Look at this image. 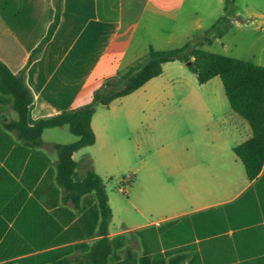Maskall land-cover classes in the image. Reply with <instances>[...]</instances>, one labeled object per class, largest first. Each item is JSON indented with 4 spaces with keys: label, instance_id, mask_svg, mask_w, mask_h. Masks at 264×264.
<instances>
[{
    "label": "crops",
    "instance_id": "0c3cea01",
    "mask_svg": "<svg viewBox=\"0 0 264 264\" xmlns=\"http://www.w3.org/2000/svg\"><path fill=\"white\" fill-rule=\"evenodd\" d=\"M183 1L62 0L51 41L24 74L33 96L27 125L32 127L89 103L102 82L118 73L145 17L174 22ZM223 8L221 17L226 19L228 31L201 49L216 43L223 56L264 67V0L234 3L229 13ZM53 15L52 0H0V62L11 73L17 75L24 68ZM195 28L199 34L205 31L198 23ZM172 34L165 38L167 45ZM229 34L232 42L225 40ZM189 36V31L183 33L181 46ZM149 47L146 40L145 47L129 59L130 64L141 59ZM168 64L162 66L160 76ZM156 79L138 89L148 92L146 104L150 107L155 102L150 92L157 86ZM216 79L202 85L212 83L218 89L221 82ZM122 99L104 108L111 109ZM211 105L220 111L224 101L208 98L200 107L209 112ZM133 112L131 109L125 121ZM16 119L12 99L0 93V264H87L85 255L101 238L95 200L88 195L77 209L63 201L64 193L55 182L57 156L52 148L74 143L77 138L66 126L45 129L40 147H24L14 132L4 128ZM121 119L115 111L101 118L95 113L91 119L95 143L89 148L101 143L111 149L107 134L118 129ZM235 124L236 131H243L236 143L226 150L220 148L209 162L199 166L202 175L208 177L206 182L198 190L190 181L184 184V207L175 205L155 221L132 229L111 231L108 226L106 237H120L122 241L113 255L122 261L128 250L136 264H264V161L257 177L248 180L233 149L248 140L251 131L242 119ZM214 129L224 136L223 130ZM83 149L72 155L80 173L88 159L92 160L87 156L75 158Z\"/></svg>",
    "mask_w": 264,
    "mask_h": 264
},
{
    "label": "rangeland",
    "instance_id": "374dc122",
    "mask_svg": "<svg viewBox=\"0 0 264 264\" xmlns=\"http://www.w3.org/2000/svg\"><path fill=\"white\" fill-rule=\"evenodd\" d=\"M235 3L245 4L249 0ZM222 7L224 0H184L174 22L162 17H145L118 73L131 65L129 59L145 47L146 40L156 50L179 48L185 31H189L190 39L199 35L195 30L197 23L203 31L208 29L221 17ZM169 32L173 34L167 45L165 38ZM225 40L233 41L230 34ZM204 50L222 54L216 43ZM157 78V86L150 92L155 99L152 107L146 104L148 92L140 90L116 101L111 109L97 107V117L109 116L115 111L122 118L118 129L107 134L106 140L112 148L106 149L98 143L75 157L77 160L91 158L89 163L104 182L111 210V231H124L155 221L175 205L184 207V184L190 181L198 190L208 178L202 175L199 166L209 162L220 148L226 150L233 146L237 135L243 132L235 129L236 120L241 119L230 111L221 85L218 89L212 83L199 85L195 75L180 62L169 63L164 75ZM208 98H222V110H214L211 105L209 112H205L200 105ZM131 109L134 110L132 118L125 121ZM221 111L223 115L219 116ZM216 127L224 131L223 137L218 135Z\"/></svg>",
    "mask_w": 264,
    "mask_h": 264
},
{
    "label": "trees",
    "instance_id": "16d2710c",
    "mask_svg": "<svg viewBox=\"0 0 264 264\" xmlns=\"http://www.w3.org/2000/svg\"><path fill=\"white\" fill-rule=\"evenodd\" d=\"M237 0H224V12L229 13ZM54 15L45 36L31 51L24 68L14 75L0 62V93L12 99V109L17 119L4 124V128L14 132L24 147H40L41 135L45 129L66 126L77 138L74 143L53 145L57 161L55 164V182L64 193L63 201L75 209L88 195L95 200L96 218L99 219L98 236L101 238L92 244L85 255L87 264H136L134 256L125 251L122 261L113 251L122 243L120 237L109 240L108 226L111 210L103 180L94 172L88 162L83 173L72 155L95 143L91 129V119L97 107H108L113 101L128 96L140 89L145 83L162 73V66L167 63H190L188 69L195 75L197 83L202 85L213 78H218L232 113L246 122L251 137L233 149L234 155L242 163L246 178L253 180L261 171L264 161V67L210 53L201 49L209 46L215 39L221 38L229 29L224 17L219 18L202 34L194 36L183 46L176 49L154 50L115 76L105 79L97 88L89 103L65 111L53 118L40 120L34 126L27 125V110L33 100L30 90L24 82L27 67L39 57L57 28L61 13L62 0H52Z\"/></svg>",
    "mask_w": 264,
    "mask_h": 264
},
{
    "label": "water",
    "instance_id": "95a60500",
    "mask_svg": "<svg viewBox=\"0 0 264 264\" xmlns=\"http://www.w3.org/2000/svg\"><path fill=\"white\" fill-rule=\"evenodd\" d=\"M185 65L188 67V66H190V63L188 62V63H186Z\"/></svg>",
    "mask_w": 264,
    "mask_h": 264
}]
</instances>
